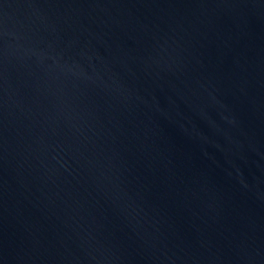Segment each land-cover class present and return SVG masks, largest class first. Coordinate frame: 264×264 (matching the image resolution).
<instances>
[{"label":"water","instance_id":"1","mask_svg":"<svg viewBox=\"0 0 264 264\" xmlns=\"http://www.w3.org/2000/svg\"><path fill=\"white\" fill-rule=\"evenodd\" d=\"M0 264H264V0H0Z\"/></svg>","mask_w":264,"mask_h":264}]
</instances>
